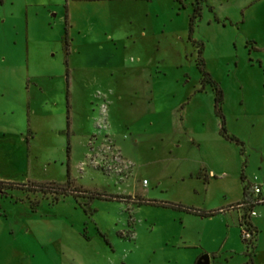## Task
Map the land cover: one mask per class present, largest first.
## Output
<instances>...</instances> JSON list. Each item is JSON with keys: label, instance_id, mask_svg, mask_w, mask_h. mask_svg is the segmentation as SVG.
<instances>
[{"label": "rangeland", "instance_id": "1", "mask_svg": "<svg viewBox=\"0 0 264 264\" xmlns=\"http://www.w3.org/2000/svg\"><path fill=\"white\" fill-rule=\"evenodd\" d=\"M255 182L264 0H0V264H264Z\"/></svg>", "mask_w": 264, "mask_h": 264}, {"label": "trees", "instance_id": "2", "mask_svg": "<svg viewBox=\"0 0 264 264\" xmlns=\"http://www.w3.org/2000/svg\"><path fill=\"white\" fill-rule=\"evenodd\" d=\"M198 16H200V12H199V8L196 7L194 9V11H193V14L190 17V20H189V25L191 27H192V25L194 23V20ZM199 54H200V52H199ZM199 61H200L199 62V64H200L199 71L202 73V76H203L202 80H203V82L205 81V82H209L210 83V85L212 87V90H213V92L215 94V98H214V111H215L216 115L220 116L223 119V115L221 113V107H220V103L222 101V91H221L220 87L218 86V84L213 79H211V77L204 71L203 62H202L201 58L199 59ZM68 114H69V104H68V94L66 93V119H67V126H68V118H69L68 117ZM220 133H221V135L225 139L230 140V141H234L236 143H239V141L235 137L228 135V133H227V131L225 129L223 120H222V123H221V126H220ZM67 150H68V147H67ZM247 188L246 189L244 188V198H243V201L248 200V192H247L248 190H247ZM56 189L61 190V192L63 194L64 193L65 194L71 193V194H74L75 196H77V194H81L83 192H86V191H83V190H80V189H77V188H74V189H66L65 187H59V186H57ZM88 195H89L90 198H93L96 195V193H94V194L88 193ZM97 196H101V195H98L97 194ZM244 209H246L248 211L249 208H244ZM242 223H245V225L247 227H252L250 225V223L247 221V217L245 216V214L241 217L240 225ZM248 229L252 233V235L254 233L256 234V232H257V229L255 227H252L253 230H251L250 228H248Z\"/></svg>", "mask_w": 264, "mask_h": 264}, {"label": "built area", "instance_id": "3", "mask_svg": "<svg viewBox=\"0 0 264 264\" xmlns=\"http://www.w3.org/2000/svg\"><path fill=\"white\" fill-rule=\"evenodd\" d=\"M143 184H146V181H143ZM248 192V200L242 201L237 207L240 208H249L247 211L248 217H253L256 215L254 211V207L264 203V190L261 185L257 183H250L247 188ZM242 227V237L245 239L251 238L252 233L249 231L248 227L245 223L240 225Z\"/></svg>", "mask_w": 264, "mask_h": 264}, {"label": "water", "instance_id": "4", "mask_svg": "<svg viewBox=\"0 0 264 264\" xmlns=\"http://www.w3.org/2000/svg\"><path fill=\"white\" fill-rule=\"evenodd\" d=\"M197 264H209V258L207 255H204L202 257H200L198 260H197Z\"/></svg>", "mask_w": 264, "mask_h": 264}, {"label": "crops", "instance_id": "5", "mask_svg": "<svg viewBox=\"0 0 264 264\" xmlns=\"http://www.w3.org/2000/svg\"><path fill=\"white\" fill-rule=\"evenodd\" d=\"M88 130H90L89 132L87 131V133H86V138H88L92 133H94V131H91V129H88ZM110 133V132H109ZM256 183V182H255ZM257 184H259V183H257ZM259 185H261V184H259ZM261 187H262V185H261ZM262 189L264 190V188L262 187ZM256 228V227H255Z\"/></svg>", "mask_w": 264, "mask_h": 264}]
</instances>
